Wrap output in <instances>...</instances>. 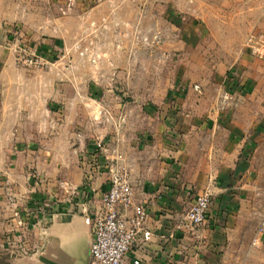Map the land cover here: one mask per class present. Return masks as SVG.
I'll return each mask as SVG.
<instances>
[{
	"label": "crops",
	"instance_id": "obj_1",
	"mask_svg": "<svg viewBox=\"0 0 264 264\" xmlns=\"http://www.w3.org/2000/svg\"><path fill=\"white\" fill-rule=\"evenodd\" d=\"M133 1L0 0V242L18 234L24 220L28 247L14 250L10 263L89 264L92 232L75 207L84 200L77 194L91 182L88 209L101 207L109 167L118 164L130 176L135 202L147 206L154 233L134 245L131 255L141 264H264L251 244L258 230L244 219L258 182L251 153L264 130L259 85L218 72L223 58L239 70L249 64L239 51L247 34L264 43V0H139L136 19L128 15ZM153 18L178 27L144 38L162 62L178 57L174 78L158 95L140 82L144 88L128 99L136 84L132 52L144 35L140 25L136 35L128 25ZM15 26L41 39L45 57L60 49L73 63L22 64L10 40ZM90 37L93 46L85 50L81 40ZM242 99L252 104L245 122L234 114ZM86 106L92 118L110 121L86 124ZM204 191L212 195L207 220L193 227L186 214ZM43 198L47 210L39 206Z\"/></svg>",
	"mask_w": 264,
	"mask_h": 264
},
{
	"label": "rangeland",
	"instance_id": "obj_2",
	"mask_svg": "<svg viewBox=\"0 0 264 264\" xmlns=\"http://www.w3.org/2000/svg\"><path fill=\"white\" fill-rule=\"evenodd\" d=\"M90 1V3L95 2V0H88ZM99 1V0H96ZM155 6L153 5V10H155ZM143 9V6L140 4V1L138 0H134L133 4L128 5V15L132 14L133 18L136 19V16L141 12V10ZM186 21L189 20H184L183 24L185 25ZM130 26L128 25V30L130 29L133 32V35L135 34V29L138 25H140V27L142 28V31L144 33V35H141L138 38H142L138 39L139 41H141L142 43H140L138 40H136V44H137V48H134V51L132 52L133 54H135V56H133L134 59H136L137 62H135L134 66L135 68L130 70L131 74V78H133V83L136 82V84L131 85L130 87H128V99H131V96H133L134 94L137 93V91L140 92V90H142L144 88L145 85H140L139 83L141 82H145L146 80L148 82H150V84L152 85L150 88V90H152V94L154 95H158L159 93H163L166 89V87L169 85L168 83L172 82V79L174 78V69L175 66H177V59L178 57L175 56H170V57H166L165 58V62H162L160 60V58H157V54L154 53L151 55L150 51H148V45L145 42V37H149L155 32V31H161L163 33H165L167 30H178V27H174L170 24V22H159L158 19L153 18L149 21H145L142 23L137 21H132L129 22ZM15 29H13L14 31H12L10 33V35H12L11 37V42L14 45H21L22 48L26 49V52L23 51V56L27 59H31L34 61V63L30 66L26 65L27 67H29L30 69H47L51 66H53L54 64L60 62L61 60H63V62H67L68 64H72V60H73V56L69 57L67 60L63 59V55L64 52L63 50L57 49L53 52H51L49 55H47L46 58L40 59L38 58L36 55L33 54V51H35V49L37 47L40 46L41 43V39H34V38H30L27 37L25 34L26 33H22L21 32V27L19 26H15ZM180 29V28H179ZM201 29H203V27H201ZM253 33L247 34V37L244 38L242 44H239L240 49L239 51H241L240 55H242V53L246 54V58H247V62L249 64H241L243 69H236L237 64L232 66V61L230 60L229 62H227V59L223 58L222 55L223 54H219L218 53V49L216 50V48H214L213 50H216L217 53V58H223L222 62H223V68L222 70H218V72L220 73H224V76H226V74L232 73L233 76H236L242 80L245 79H254L256 81V83L259 85L258 87H255V91L256 93H258L259 95H261V102L259 103L260 105L264 106V101L262 99H264V43L260 42L256 37L251 36ZM164 35V34H163ZM137 37V36H136ZM22 39H24L25 41H22ZM76 40V39H75ZM129 40V39H128ZM82 42H84L83 46L85 50H88V47L92 48L93 46V41L92 38L90 37L88 38H84L81 40ZM252 41H256V43L258 44V46L262 47L259 52H254L252 49ZM73 45L76 44V41L72 43ZM144 46V47H143ZM238 49V47H237ZM251 50L252 54L249 52ZM21 53V50L18 48V51L16 52V59L18 61L19 60V55ZM80 55L82 57H87L88 62H92V56L89 55H85L84 56V52H81ZM238 55V54H237ZM199 57V56H198ZM84 58V59H85ZM215 58V57H214ZM216 58V59H217ZM199 59V58H198ZM141 61V62H140ZM221 62V60H220ZM219 62V64H220ZM68 66V65H67ZM228 68V69H226ZM230 68V69H229ZM165 69V73L166 75H162V71H164ZM204 69L201 68V70H198L197 72V76L196 79L200 80L202 79V74H203ZM216 71V70H215ZM254 71V72H253ZM217 72V71H216ZM130 77V76H129ZM259 89V90H258ZM226 92L227 90L223 91L222 95L224 97H226ZM124 94V92H122ZM249 94V93H248ZM245 94V95H248ZM250 95V94H249ZM250 99V98H249ZM241 104H237V107H235L234 109V114H236L238 116V120L239 122H245L248 115V112L251 111V103H247V101H244V99H242L240 101ZM256 105V104H255ZM249 106V109H248ZM88 108L85 109V111H90L88 113V117L86 119V124L89 121H93V120H99V121H105V122H109V118H92L91 115H93L92 113L94 112L92 110L91 106H86ZM262 114H264V111L262 112ZM62 118V117H60ZM84 119H81V122ZM76 126L75 124H73V128L74 131H76ZM84 129H87V127H85ZM74 137L72 138V141H76V135L74 132ZM34 137V136H32ZM37 137L39 138L40 135H37ZM251 166L253 169V175L257 176V178H255L258 182L256 183L257 187L254 189V194L252 196V198H249V203L246 206L247 209L245 210L244 213V219L246 222V226L248 228V226L250 227H254V230L257 228V233L255 234V236L252 239V246L254 247V256H261L264 255V236H261V234L259 233L261 228H264V130L260 133V138L257 141V144L255 146L254 151L251 153ZM32 175L36 174L37 171L33 170L32 171ZM36 179H38L36 177ZM44 200H46L45 198H43V201L41 202L42 204H40L39 206H44ZM257 205V210L259 209L260 213H255L256 211L253 208V205ZM260 205V206H259ZM255 213V215H254ZM254 224V225H247V224ZM262 223V225H258ZM24 224V220H20V222L18 221V228L20 230V232L15 233L14 235H12V233H10L9 235L6 236V238L4 239V241L0 242V264H11L10 263V259H11V255L14 254L18 248H20V251L24 253V250L26 252H28V247H25L23 245V239L26 238V229H25V225ZM261 226V227H260ZM16 227V228H17ZM25 229V232H22ZM264 235V234H263ZM260 236V244L259 245H253V240L257 237ZM17 244H22L23 248H21V246L17 247ZM15 245V246H13ZM15 250V252H14Z\"/></svg>",
	"mask_w": 264,
	"mask_h": 264
},
{
	"label": "built area",
	"instance_id": "obj_3",
	"mask_svg": "<svg viewBox=\"0 0 264 264\" xmlns=\"http://www.w3.org/2000/svg\"><path fill=\"white\" fill-rule=\"evenodd\" d=\"M252 42L253 51L259 52L262 47L258 46L256 41ZM18 48L21 50L20 62L32 65L34 61L22 55L26 49L21 45ZM33 54L40 59L46 58L40 47H37ZM194 87L200 89V85ZM227 94L226 92L225 95ZM108 181L109 187L102 198V206L93 212L87 206V201H90L95 191L92 183L86 181L83 189L77 194L84 200H77L75 207L83 212L85 222L91 227L92 232L90 264H141L140 259L131 254L137 241L147 242L153 237L154 233L148 221V208L142 203L135 202L130 176L120 165L109 167ZM211 197L209 191L199 193L195 197L191 209L186 214L191 226L198 227L206 222ZM46 206L48 207V204L44 200V206L40 207L47 210ZM259 233L263 236L264 228H261ZM260 239L261 237L257 236L253 240V245H259Z\"/></svg>",
	"mask_w": 264,
	"mask_h": 264
},
{
	"label": "water",
	"instance_id": "obj_4",
	"mask_svg": "<svg viewBox=\"0 0 264 264\" xmlns=\"http://www.w3.org/2000/svg\"><path fill=\"white\" fill-rule=\"evenodd\" d=\"M91 262V245H90V248H89V264Z\"/></svg>",
	"mask_w": 264,
	"mask_h": 264
}]
</instances>
